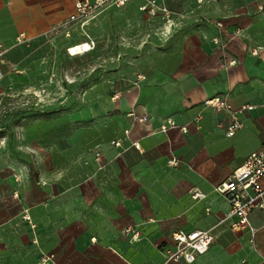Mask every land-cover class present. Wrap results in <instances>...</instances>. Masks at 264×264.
Instances as JSON below:
<instances>
[{"label":"crops","instance_id":"obj_1","mask_svg":"<svg viewBox=\"0 0 264 264\" xmlns=\"http://www.w3.org/2000/svg\"><path fill=\"white\" fill-rule=\"evenodd\" d=\"M144 1L82 28L69 20L76 0H0V90L14 92L21 75L33 89L45 76V105L71 107L69 153L86 171L66 185L47 180L22 202L0 196V264H37L43 252L58 264H264V208L250 212L253 229H233L235 218L223 220L230 200L215 189L264 145V51H251L264 44V0H158L171 20L141 10ZM91 40V50L68 52ZM64 74L77 75L78 90L53 100ZM219 93L234 107L256 105L233 136L230 114L203 103ZM169 116L188 130H159ZM194 188L207 196L194 198ZM175 228H210L215 240L195 261L167 260Z\"/></svg>","mask_w":264,"mask_h":264},{"label":"rangeland","instance_id":"obj_2","mask_svg":"<svg viewBox=\"0 0 264 264\" xmlns=\"http://www.w3.org/2000/svg\"><path fill=\"white\" fill-rule=\"evenodd\" d=\"M82 63L86 62L82 60L79 65ZM58 77L59 91L48 92L53 100L73 96L78 90L72 87L77 75ZM20 78L14 92L0 90V196L1 200L4 196L15 197L17 202H22L27 192L39 193L47 180L66 185L86 173L81 170L84 166L71 161L69 153L71 107L65 103L45 105V76H36L33 89L22 75ZM47 79L52 84L57 76L52 74ZM10 205L15 206L13 202ZM34 255L33 248L31 256Z\"/></svg>","mask_w":264,"mask_h":264},{"label":"built area","instance_id":"obj_3","mask_svg":"<svg viewBox=\"0 0 264 264\" xmlns=\"http://www.w3.org/2000/svg\"><path fill=\"white\" fill-rule=\"evenodd\" d=\"M130 0H76L75 9L70 14L69 20L71 22L79 24L84 28L90 20L96 18L103 10L109 7H122L126 5ZM204 1V0H200ZM141 10L155 15L159 11H162L167 16L168 20H171V10L165 3L158 0H145L141 6ZM219 26L222 22L218 23ZM240 33V29L237 30ZM216 42H221L222 38L216 37ZM223 45V44H222ZM224 46V45H223ZM94 47V42L91 40L74 44L68 47V52L72 55L84 53L91 50ZM252 53L260 55L264 51V44H259L252 48ZM1 55V53H0ZM236 59L231 60V64L236 63ZM3 77V71L0 68V80ZM206 107L213 108L215 110L227 111L230 114V122L227 126V135L233 136L241 129L244 122L241 118V112L244 109H253L256 105L251 103H243L240 106L234 107L230 103L225 93L215 94L207 97L203 101ZM130 116H133L135 120L139 122L147 123L150 118L147 114H138L135 111L129 112ZM201 115H198L199 118ZM180 127L182 130H188L187 125H181L172 116H169L159 125V130L167 131L168 129ZM130 130H127L128 134ZM113 143L120 146L122 145V138L113 140ZM136 147H140L141 143L134 142ZM169 163L172 165H178L180 159L176 156L169 159ZM215 189L217 192L225 195L229 198L231 207L226 212L223 220L235 218L231 222L233 229H241L245 227H251L250 212L255 207L264 208V145L251 151L244 162L238 165L233 172L216 184ZM192 195L196 199H202L207 196V193L199 188L192 189ZM210 208H208L209 210ZM26 218L31 221L29 214L25 215ZM124 234H131L133 239H138L141 232L139 228L134 226H127L123 229ZM173 247L167 248L166 256L167 260H185L186 262H192L197 257L206 252L215 240V235L210 228H195L192 230H185L183 228H175L171 232ZM37 264H58L55 260V256L52 253L43 252Z\"/></svg>","mask_w":264,"mask_h":264}]
</instances>
